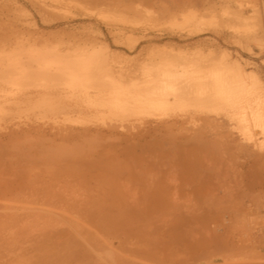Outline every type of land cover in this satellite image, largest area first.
<instances>
[{"label": "rangeland", "instance_id": "rangeland-1", "mask_svg": "<svg viewBox=\"0 0 264 264\" xmlns=\"http://www.w3.org/2000/svg\"><path fill=\"white\" fill-rule=\"evenodd\" d=\"M104 1L0 0V69L36 56H96L93 68L104 58L100 68L115 90L138 97L126 111L113 89L101 88L103 107L81 115L63 109L64 87L51 85L61 81L27 74L16 90L21 97L1 84L24 72L0 81V181H7L0 183V264H54L55 248L60 264H264V115L240 113L249 108L247 92L264 108V0ZM223 62L246 77L233 114L226 108L170 118L154 110L155 95L144 100L143 84H175L158 81L165 74L190 84L186 76Z\"/></svg>", "mask_w": 264, "mask_h": 264}, {"label": "bare ground", "instance_id": "bare-ground-1", "mask_svg": "<svg viewBox=\"0 0 264 264\" xmlns=\"http://www.w3.org/2000/svg\"><path fill=\"white\" fill-rule=\"evenodd\" d=\"M112 0H106V1H104V2H106V3H108L109 4V2H111ZM117 2H119V0L118 1H116V3ZM121 2V1H120ZM129 2V1H128ZM129 3H133V2H129ZM179 3H177V5H178ZM104 5V4H103ZM100 6V5H99ZM106 6H108L107 4H106ZM115 7L116 6H118V5H114ZM104 7H105V5H104ZM126 7V6H125ZM101 10V9H100ZM182 14V13H181ZM17 34V33H16ZM15 36V35H14ZM16 37H18L17 35H16ZM7 38V37H6ZM0 40H3V39H0ZM90 56V55H89ZM92 57H94V59H91ZM96 56H91V58L90 59H87L88 57L86 56V59L87 60H85L84 62L83 61H81V60H79V62H77L78 60H76V61H73V62H66V61H57L56 59H49V58H43V57H37L36 56V58L34 57V58H32V59H28L27 60V62H17V63H12V65H14V66H9L8 67V65H5V67L4 68H1L0 69V81L2 82V83H8V82H10V79L12 78L11 76L13 75V73L16 71V70H20V72H24L25 74H22V76H20V77H18V78H16L15 80V83L14 84H1V85H8V86H10L12 89H15V91L16 90H19L21 87H22V84H20V81H19V79L21 78V77H25V76H28V75H30L29 76V78L30 79H33L34 77H35V75H37V74H40V75H43L44 77H51V78H53V79H55L56 81H61V83H63V84H51V85H62L64 88L61 90V93H63L64 95H63V97H61V98H64L62 101H65V102H67L66 103V105H65V107L63 108V109H67V110H70V111H77V112H79V113H81V115H87V114H90L92 111H95L96 109H99V108H102L103 106L100 104V102L98 101V99H99V97L100 96H104L105 94H107V92L105 91H102L101 90V88H103V89H105V88H111V89H113V91L111 92L112 94H113V98L114 99H119V105L121 106V107H123V110H126V111H128V108H129V104H130V102L131 101H137V99H138V97H137V94L136 95H134L133 96V94H130V93H127V92H123V91H117V90H115V88H116V84H111L112 82H113V77L110 75V72L108 73V71H107V69L106 70H103L104 69V67H103V69H101L100 67L101 66H103V64H105V59L104 58H100V59H98L97 60V65L99 64V66H96V67H98L97 69H94L93 68V64L95 63L94 62V60L96 59L95 58ZM79 58V57H78ZM222 60V59H221ZM81 61V62H80ZM96 61V60H95ZM77 64L76 66H78L79 65V67H75L73 64ZM215 65V64H214ZM237 66V65H236ZM107 67V66H106ZM210 68V67H209ZM210 70V69H209ZM208 70V72H206V71H203V76H200V75H202V74H199V76L198 75H194V76H186L185 77V79L187 78V77H189V78H187V79H189L190 81H191V83L190 84H187V81H185V80H180V78L178 79H176V78H174V75H172V76H170V75H167V74H165L164 76H162V77H158V81H161V82H166V81H169L170 79H174L176 82H174L175 84H143V85H141V86H143L142 88H143V92H144V100H149V96H151V95H155V99H156V102H155V105H154V110H157V111H159V110H163V112H164V114H166V115H168L170 118H185V117H187V115H197V114H202V113H221L224 109H229V114H233L235 111H237V109H238V106H237V103L233 100V97H234V94L237 92V91H243V90H245V88L247 87L246 86V77L242 74V72L241 71H239L238 70V67H237V69H234V68H232L231 66H229V65H227V64H225L224 62L222 63V64H218L217 63V65L216 66H214V68L212 67V69L209 71ZM204 72L205 73H207V74H205L204 75ZM173 73V72H172ZM174 73H177V72H174ZM194 73V72H193ZM195 73H197V72H195ZM200 73V72H199ZM28 74V75H27ZM198 74V73H197ZM159 75H160V73H159ZM158 75V76H159ZM188 75H189V73H188ZM161 76V75H160ZM156 77V76H155ZM177 77V76H176ZM182 77V76H181ZM104 78H107L108 80H106V81H108V83L109 84H102L103 83V81H104ZM157 79V78H156ZM155 79V80H156ZM172 79V80H173ZM182 79H184V77H182ZM14 80V79H13ZM12 80V81H13ZM154 80V81H155ZM173 80V81H174ZM209 80L211 81V82H209ZM157 81V80H156ZM208 83H207V82ZM149 82V81H148ZM160 82V83H161ZM203 82H204V84H203ZM206 82V83H205ZM146 83V82H145ZM209 83H212V84H209ZM104 86V87H103ZM140 86V87H141ZM170 86H172V89L170 90ZM157 87V88H156ZM156 91H155V90ZM159 90V91H158ZM11 92V91H10ZM134 92H136L137 93V91H134ZM140 92V91H139ZM7 93V92H6ZM56 93H59V92H56V91H50L49 92V94H52V96H54V95H56ZM16 95H17V97H21V95H22V93L21 92H17L16 91V93H15ZM243 94V93H242ZM51 96V95H50ZM146 97V98H145ZM214 98H217V102H215L214 104H213V106L212 107H210L209 108V106H208V104L209 103H211L212 102V100L214 99ZM244 99H246V100H248V103H249V108H248V110L246 109V111L245 110H243L242 112H240V113H246V112H248V111H258V112H260V114L262 113L263 115H264V113H263V111H264V108H263V106H262V104H261V101L258 99V98H256V96L253 94V93H245V96L243 97ZM79 101H81V102H79ZM189 101H192L193 103H194V105L192 106V108H189L188 107V103L187 102H189ZM72 103V104H69V103ZM74 104V105H73ZM162 104H165L166 105V107H163V105ZM118 105V106H119ZM110 106H112L111 105V103H109V105H108V108H110ZM44 109V108H43ZM49 109V111L51 110V107L50 108H48ZM55 109V111H56V109L57 108H52V110H54ZM3 110V109H2ZM2 110H0V111H2ZM5 110V109H4ZM59 110V109H58ZM69 111V112H70ZM233 111V112H232ZM4 112V111H3ZM5 113H8V112H5ZM9 113H10V111H9ZM59 114V113H58ZM247 114V113H246ZM246 114H244L243 115V117H244V119L247 117V115ZM1 115V114H0ZM2 115H3V113H2ZM1 115V116H2ZM8 115V114H7ZM10 115V114H9ZM8 115V116H9ZM189 115V116H190ZM239 115V114H238ZM246 116V117H245ZM262 116V115H261ZM53 117V116H52ZM248 117H249V115H248ZM247 117V118H248ZM81 119H83L82 117H80ZM80 118H78L79 120H80ZM86 118V117H85ZM88 118V117H87ZM237 118V117H236ZM235 118V119H236ZM239 118V117H238ZM259 118V117H258ZM199 119H201V118H199ZM214 119V118H213ZM244 119H242V121L244 120ZM71 120V119H70ZM79 120H77L78 122H79ZM95 120V119H94ZM203 120V119H202ZM209 120V119H208ZM208 120H206V121H208ZM211 121H213V120H211ZM211 121H209V122H207V124L208 123H211ZM224 121H226V120H224ZM246 121V120H245ZM81 122H82V120H81ZM220 122V121H219ZM218 122V123H219ZM87 124H88V122H86ZM181 123V122H180ZM215 123L217 124V125H219L218 123H217V121H215ZM214 123V124H215ZM227 123V122H226ZM241 124H242V122H240ZM240 123H239V125H240ZM245 122L243 121V124L242 125H248V124H244ZM261 123H264V122H261ZM73 124H78L77 122L76 123H73ZM80 124V123H79ZM83 125V124H82ZM109 125V124H108ZM173 125H174V123H173ZM202 125H204V124H202ZM210 126L209 127H211V125H213V122H212V124H209ZM223 125H225V124H223ZM114 126H116V125H114ZM128 126V125H127ZM178 126V125H177ZM214 126V125H213ZM262 126H263V124L261 125V128H262ZM110 127H112L111 125H110ZM117 127V126H116ZM222 127V126H221ZM244 127V126H243ZM264 127V126H263ZM85 128V127H84ZM87 128V127H86ZM125 129H126V126L124 127ZM169 128V127H168ZM226 128V127H225ZM196 129L197 128H195V132H196ZM200 129V128H199ZM209 129V128H208ZM212 130V129H211ZM221 130H223V129H221ZM225 130V129H224ZM223 130V131H224ZM86 131V130H85ZM85 131H84V133H85ZM260 131H261V129H260ZM264 131V128H262V132ZM74 132V131H73ZM73 132H71V133H73ZM197 132H200L198 129H197ZM197 132L195 133L196 135H198L197 134ZM201 132H203V131H201ZM219 132V131H218ZM227 132V131H226ZM231 132V131H230ZM261 132V133H262ZM229 133V132H228ZM65 134V133H64ZM211 134V133H210ZM202 135V134H201ZM200 134H199V137L201 136ZM220 135H222V134H220ZM263 135H264V132H263ZM95 136H97V135H95ZM94 136V137H95ZM215 136V135H214ZM224 136H226V135H224ZM232 136V135H231ZM56 136L54 135V138H55ZM88 137H90V136H88ZM167 137V136H166ZM2 138V137H1ZM84 138V137H83ZM86 138V137H85ZM91 138V137H90ZM116 138H118V137H116ZM174 138V137H173ZM196 138V137H195ZM214 138V137H213ZM216 138V137H215ZM220 138V137H219ZM45 139V138H44ZM87 139V138H86ZM89 139V138H88ZM95 139V138H94ZM199 139V138H198ZM205 139V138H204ZM207 139H210V138H207ZM4 139L2 138V141H3ZM35 140V139H34ZM106 140H108L107 138H106ZM106 140H105V142H106ZM111 140V139H110ZM118 140H120V139H118ZM201 140H202V138H201ZM1 141V142H2ZM28 141H29V139H28ZM47 141H49V139H47ZM219 141V140H218ZM9 142V141H8ZM51 142V141H50ZM89 142V141H88ZM91 142V141H90ZM99 142H100V140H99ZM98 142V143H99ZM104 142V143H105ZM3 144H4V142H2ZM97 143V142H96ZM94 144V145H97V144ZM102 143V142H101ZM1 144V143H0ZM93 145V146H94ZM65 146V145H64ZM80 146V145H79ZM252 146V145H251ZM59 147V146H58ZM69 147V146H68ZM83 147V146H82ZM90 147V146H89ZM88 147V148H89ZM56 148V147H55ZM62 148V147H61ZM64 148V147H63ZM74 148V147H73ZM98 148V147H97ZM2 149V148H1ZM3 149H4V146H3ZM84 149V148H83ZM82 149V150H83ZM93 149V148H92ZM96 148H94L92 151H94ZM11 150V149H10ZM75 150V149H74ZM89 150V149H88ZM30 151V150H29ZM69 151V150H68ZM84 151V150H83ZM87 151V150H86ZM90 151V150H89ZM0 152H1V150H0ZM72 152H74V151H72ZM71 152V153H72ZM88 152V151H87ZM101 152V151H100ZM75 153V152H74ZM77 153V152H76ZM112 153V152H111ZM111 153H109V154H111ZM258 153V152H257ZM70 154V153H69ZM68 154V155H69ZM259 154V153H258ZM28 155V154H27ZM40 155V154H39ZM49 155H51V154H49ZM66 155H67V153H66ZM72 155H74V154H72ZM86 155V154H85ZM108 155V154H107ZM111 155H113V153L111 154ZM110 155V156H111ZM122 155V154H121ZM22 156H24V155H22ZM55 156V155H54ZM60 156V155H59ZM104 156V155H103ZM114 156V155H113ZM112 156V157H113ZM67 157H69V156H67ZM67 157H66V159H67ZM91 157V156H90ZM99 157V156H98ZM101 157V156H100ZM119 156H116V159L115 160H118L119 158H118ZM7 158V157H6ZM28 158V157H27ZM77 158V157H76ZM91 158H93V157H91ZM150 158V157H149ZM5 159V158H4ZM8 159H10V163H11V157L10 158H8ZM40 159V158H39ZM97 159H99V158H94L93 160H97ZM100 159H102V158H100ZM6 160V159H5ZM28 160V159H27ZM72 160V159H71ZM153 160V159H152ZM65 161V160H64ZM89 161H91V160H89ZM88 161V163H90ZM111 161V160H110ZM155 161V160H154ZM86 162V161H85ZM9 163V162H8ZM78 163V162H77ZM93 163H97V162H93ZM116 163V162H115ZM126 162H123V164H125ZM132 163V162H131ZM30 164V163H29ZM28 164V165H29ZM72 164V163H71ZM98 164V163H97ZM113 164V163H112ZM118 164V166L120 165V163L118 162L117 163ZM133 164V163H132ZM164 164V163H163ZM4 165V164H3ZM14 165V164H13ZM74 165H76V164H74ZM86 165V164H85ZM162 165V164H161ZM124 167H125V165H123ZM166 165H164V166H161L162 168L163 167H165ZM171 166V165H170ZM3 167V166H2ZM46 167V166H45ZM66 167V166H65ZM77 168H78V166H76ZM81 167V166H80ZM100 167V166H99ZM117 167V166H116ZM134 167V166H133ZM169 167V166H168ZM48 168H50V166L48 167ZM58 168V167H57ZM74 168V167H73ZM127 168V167H126ZM166 168V167H165ZM13 169V168H12ZM11 169V170H12ZM92 169V168H91ZM110 170H111V168H109ZM109 169H107L108 171H109ZM114 169V168H113ZM121 169V168H120ZM174 168H172L171 169V171L173 170ZM177 169H179V168H177ZM20 170V169H19ZM19 170H18V172H19ZM22 170V169H21ZM75 170V169H74ZM78 170V169H77ZM80 170H81V168H80ZM137 170V169H136ZM164 170V169H163ZM166 170V169H165ZM164 170V171H165ZM176 170V169H175ZM23 171V170H22ZM45 171V170H44ZM57 171V170H56ZM87 171V170H86ZM125 171V170H124ZM138 171V170H137ZM161 171V170H160ZM174 171V170H173ZM80 172V171H79ZM78 172V173H79ZM158 172V171H157ZM169 172H170V170H169ZM168 172V173H169ZM176 172H177V170H176ZM16 173H17V169H16ZM23 173V172H22ZM80 173H82V172H80ZM84 173V172H83ZM109 173H110V171H109ZM126 173V172H125ZM124 173V174H125ZM177 173H180L179 172V170H178V172ZM182 174L183 173H185V172H181ZM58 174V173H57ZM141 174V173H140ZM151 174H153V173H151ZM150 173H149V175H151ZM170 174H172V173H169V175ZM181 174V175H182ZM17 175V174H16ZM51 175V174H50ZM129 175V174H128ZM156 175V174H155ZM154 175V176H155ZM160 174H158V175H156V177H158ZM173 176H175V174L173 173L172 174ZM172 175H170V176H172ZM82 176H84V175H82ZM81 176V177H82ZM126 176V175H125ZM152 177H153V175H151ZM165 176H168V175H164V177ZM172 176V177H173ZM178 178H180V175L178 174ZM5 177V176H4ZM85 177V176H84ZM90 177V176H89ZM120 177V176H119ZM126 177H128V176H126ZM150 177V176H149ZM151 177V178H152ZM164 177H163V179H164ZM176 177V176H175ZM1 178H3V177H1ZM10 178V177H9ZM125 178V177H124ZM159 178V177H158ZM157 178V179H158ZM165 178H167V177H165ZM27 179V178H26ZM25 179V181L27 182V180ZM37 179V178H36ZM53 179H54V177H53ZM55 179H58V178H55ZM54 179V180H55ZM89 179V178H88ZM123 179V178H122ZM156 178L154 177V179L153 180H155ZM168 179H171L172 180V178L170 177V178H167V180ZM173 179H174V177H173ZM30 180V179H29ZM171 180H169V181H171ZM3 183H4V179L3 180H1ZM1 181H0V183H1ZM39 182L41 181V180H38ZM37 181V182H38ZM53 181V180H52ZM84 181V180H83ZM86 181V180H85ZM125 181V180H124ZM151 181H152V179H151ZM151 181H149V182H151ZM28 182H30V181H28ZM103 182V181H102ZM114 182H116V181H114ZM148 182V183H149ZM5 183H7V181L5 182ZM4 183V184H5ZM31 184H32V182H30ZM41 183V182H40ZM51 183V182H50ZM96 183V182H95ZM109 183V182H108ZM121 183V182H120ZM129 183V182H128ZM153 183V182H152ZM166 183H168L167 181H166ZM171 183V182H170ZM123 184H125V183H123ZM150 184V183H149ZM57 185V184H56ZM100 185V184H99ZM104 185V184H103ZM128 184H126V186H127ZM37 186V185H36ZM55 186V185H54ZM53 186V187H54ZM81 186V185H80ZM88 186V185H87ZM105 186H106V184H105ZM157 186V185H156ZM169 186V185H168ZM47 187V186H46ZM57 187V186H56ZM101 187V186H100ZM110 187V186H109ZM112 187H114V186H112ZM149 187V186H148ZM150 187H151V185H150ZM155 187V186H154ZM1 188V187H0ZM86 189V188H85ZM102 189V188H101ZM114 189L118 192V190L114 187ZM134 189V188H133ZM27 190V189H26ZM109 190V189H108ZM111 190V189H110ZM148 190H149V188H148ZM22 191V190H21ZM45 191V190H44ZM48 191V190H47ZM46 191V192H47ZM64 191V190H63ZM91 191V190H90ZM112 191V190H111ZM136 191V190H135ZM151 191V190H150ZM165 191V190H164ZM175 191V190H174ZM28 192H29V190H28ZM33 192H35V191H33ZM130 192V191H129ZM134 193V191H131V193ZM149 192V191H148ZM178 192V191H177ZM27 193V192H26ZM25 193V194H26ZM50 193V192H49ZM69 192H67V194H68ZM80 193H82V191L80 192ZM80 193H78V194H80ZM84 193V192H83ZM104 193V192H103ZM106 193V192H105ZM110 193H112V192H110ZM119 193H121V191L119 192ZM130 193V194H131ZM132 193V194H133ZM150 193V192H149ZM156 193H158V192H156ZM171 193H173V191L171 192ZM47 194V193H46ZM71 194V193H70ZM115 194V193H114ZM118 194V193H117ZM127 194V193H126ZM143 194V193H142ZM173 194H175V193H173ZM178 194V193H177ZM176 194V195H177ZM38 195V194H37ZM77 195V194H76ZM75 195V196H76ZM116 195V194H115ZM134 195V194H133ZM172 195V194H171ZM17 196V195H16ZM74 196V195H73ZM87 196V195H86ZM88 196H89V194H88ZM105 196V195H104ZM63 197V196H62ZM113 197H115L114 195H113ZM44 198V197H43ZM64 198H66V197H64ZM69 198V197H68ZM71 198V197H70ZM69 198V199H70ZM77 198V197H76ZM79 198V197H78ZM77 198V199H78ZM87 198H90V197H87ZM86 198V199H87ZM122 197L120 196V199H121ZM35 199V198H34ZM92 199V198H91ZM93 200H95V199H93ZM101 200V199H100ZM110 200H111V198H110ZM116 200V199H115ZM92 201V200H91ZM95 201H97V200H95ZM114 201V200H113ZM113 201H112V203H113ZM8 203V202H7ZM6 203V204H7ZM10 203V202H9ZM15 203V202H14ZM43 203V202H42ZM66 203V202H65ZM80 203H82V202H80ZM93 203V202H92ZM95 203V202H94ZM97 203V202H96ZM102 203V202H101ZM100 203V204H101ZM18 204V203H17ZM2 205H4V204H2ZM112 205H115L114 203L112 204ZM111 205V206H112ZM118 205V204H117ZM17 206V205H16ZM32 206V205H31ZM92 206H93V204H92ZM98 206V205H97ZM106 206H108V203H107V205ZM2 207V206H1ZM82 207V206H81ZM102 207V206H101ZM114 207V206H113ZM116 207V206H115ZM115 207H114V209H115ZM118 207V206H117ZM41 208H43V207H41ZM49 208V207H48ZM47 208V209H48ZM97 208V207H96ZM104 208H105V206H104ZM16 209V208H15ZM43 209H45V208H43ZM79 209V208H78ZM101 209H103V208H101ZM110 209V208H109ZM119 209V208H118ZM71 210V209H70ZM88 210V209H87ZM99 210H100V208H99ZM104 210V209H103ZM116 210V209H115ZM13 211V210H12ZM63 211V210H62ZM77 211V210H76ZM101 211V210H100ZM64 212H65V210H64ZM66 212H68V211H66ZM86 212V211H85ZM89 212V211H88ZM105 212V211H104ZM83 213V212H82ZM102 213V212H101ZM106 213V212H105ZM105 213H104V215H105ZM5 214V213H4ZM25 214V213H24ZM29 214V213H28ZM8 215V214H7ZM6 215V216H7ZM21 215V214H20ZM23 215V214H22ZM31 215H32V213H31ZM115 215V214H114ZM24 216V215H23ZM36 216V215H35ZM35 216H33V217H35ZM44 216H45V214H44ZM43 216V217H44ZM2 218H3V216H1ZM21 217V216H20ZM47 217V216H46ZM100 217V216H99ZM108 217V216H107ZM9 218V217H8ZM25 218V217H24ZM24 218H22L23 220H24ZM37 218V217H36ZM38 218H40V217H38ZM109 218V217H108ZM6 219V218H5ZM27 219V218H26ZM34 219V218H33ZM42 219H44V218H42ZM28 220V219H27ZM1 221V220H0ZM31 221V220H30ZM30 221L28 222V223H30ZM45 221H46V219H45ZM47 222V221H46ZM33 223V222H32ZM44 223V222H43ZM49 223V222H48ZM24 224V223H23ZM22 223H21V225H23ZM42 224V223H41ZM41 224L39 225L40 227H41ZM35 225H37V224H35ZM44 225V224H43ZM14 226H16V225H14ZM26 226V225H25ZM38 228V227H37ZM47 229V228H46ZM21 231H22V229H20ZM25 230H27V229H25ZM34 231V230H33ZM39 231V230H38ZM27 232V231H26ZM30 232V231H29ZM36 231H34V233H35ZM24 233V232H23ZM34 233H32L33 235H34ZM36 233H38V232H36ZM36 233H35V236H36ZM44 233V232H43ZM43 233L41 232V234L43 235ZM49 233V232H48ZM47 233V234H48ZM30 234V233H29ZM26 234L24 233V236H25ZM31 235V234H30ZM29 235V236H30ZM40 234L38 233L37 234V236H36V238L39 236ZM41 235V236H42ZM4 236V235H3ZM27 236H28V234H27ZM28 236V237H29ZM18 238V237H17ZM30 238H32V240H33V237H30ZM22 240H23V238H22ZM25 240V239H24ZM12 242V241H11ZM21 243V242H20ZM53 243L54 244H57V243H59V241L56 243V242H54L53 241ZM53 244V245H54ZM60 244H64V243H60ZM8 245V244H7ZM65 245V244H64ZM47 247V246H46ZM51 247V246H50ZM56 246H53V248H55ZM57 247H58V245H57ZM60 247V246H59ZM33 248V247H32ZM43 248V247H42ZM52 248V247H51ZM65 249H66V246L64 247ZM16 249V248H15ZM36 249V248H35ZM38 249H40V248H38ZM55 249H57V250H60L59 248H55ZM63 249V248H62ZM42 250H44V249H42ZM55 251L54 253H55V256H53L55 259H59V263H56V264H60L63 260H60V253L58 254L59 255V258H58V255H57V253H58V251ZM69 250H71V249H69ZM68 250V251H69ZM45 252H46V250H44ZM61 251V250H60ZM72 251V250H71ZM28 252V251H27ZM23 253V252H22ZM64 253V252H63ZM71 253H74V251L73 252H71ZM40 254V253H39ZM43 254V253H42ZM21 255H24V254H21ZM36 255V254H35ZM44 255H45V257L47 256V253H44ZM44 255H41L40 254V256H43L44 257ZM56 255H57V258H56ZM68 255L69 256H72V255H70L69 253H68ZM37 256V255H36ZM39 256V257H40ZM69 256H67L68 258V260H69ZM35 257V256H34ZM44 257V258H45ZM64 257L66 258V255H64ZM63 257V258H64ZM41 258V257H40ZM43 258V259H44ZM54 258H52V260H54V264H55V262H58L57 260H55ZM36 259H37V257H36ZM42 259V260H43ZM46 260H44V261H42V262H49L48 260H50V262H51V259H48V258H45ZM13 260V259H12ZM67 260V261H68ZM14 261V260H13ZM37 261V260H36ZM61 261V262H60ZM39 262H41V261H39ZM42 262L40 263V264H42ZM49 262V263H50ZM64 262V261H63ZM53 263V262H52ZM52 263H50V264H52ZM77 263V262H76ZM66 264H67V262H66ZM78 264H81L80 262L78 263Z\"/></svg>", "mask_w": 264, "mask_h": 264}]
</instances>
